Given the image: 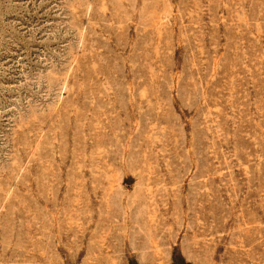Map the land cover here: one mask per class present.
<instances>
[{
	"label": "rangeland",
	"instance_id": "1",
	"mask_svg": "<svg viewBox=\"0 0 264 264\" xmlns=\"http://www.w3.org/2000/svg\"><path fill=\"white\" fill-rule=\"evenodd\" d=\"M0 264H264V0H0Z\"/></svg>",
	"mask_w": 264,
	"mask_h": 264
}]
</instances>
